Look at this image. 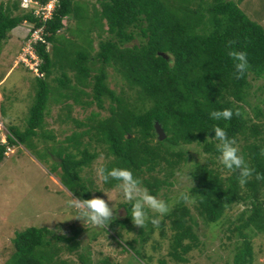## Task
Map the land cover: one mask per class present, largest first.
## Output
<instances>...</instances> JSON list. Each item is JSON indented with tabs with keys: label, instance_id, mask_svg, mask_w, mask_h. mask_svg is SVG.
I'll return each mask as SVG.
<instances>
[{
	"label": "trees",
	"instance_id": "16d2710c",
	"mask_svg": "<svg viewBox=\"0 0 264 264\" xmlns=\"http://www.w3.org/2000/svg\"><path fill=\"white\" fill-rule=\"evenodd\" d=\"M19 1L7 4L0 1V44L20 23H29L32 28L42 25V41L31 44L38 60L36 70L41 76H34L37 89L28 108L24 130L6 131V142L0 143V160L6 146L37 135L45 108L51 103L48 97L54 96L55 89L49 88L45 77L51 66H56L61 72L55 82L65 94L54 97L52 103L64 98L66 103L62 107L65 112L70 111L73 105L81 104L80 95H87L81 89L87 85L91 86L89 94L98 108H103L102 103L107 100L106 116L99 118L96 113L88 116L90 138L110 157L104 166L131 170L150 194L155 195L161 186L171 183L169 179L175 173H180L189 158L187 146L199 147L204 157L201 162H194V170L188 172L194 179L193 186L187 188L193 208L207 223L217 220L232 204L242 203L243 208L227 223L226 238L231 234L239 238L231 258L233 264H249L251 237L264 232V180L253 178L241 186L238 172L224 168L219 162L212 129L216 125L224 128L230 138L236 139L248 163L264 175V155H261L264 98L261 107L256 104L250 107L256 121H250L245 110L250 79L264 75V19L262 24L249 18L233 0H96L99 9L91 8L95 15L94 27L101 30L102 24L105 25L108 37L98 41L92 56H89L91 37L87 48L68 55L65 41L56 45V35L60 29L66 30V19L73 20L74 29L80 28L82 11L85 9L87 13L85 4L55 0L49 18L41 21L31 10L21 9ZM36 1L43 4L47 0ZM92 27L89 26V32ZM228 41H234L233 49L247 54L250 69L242 79L234 76L233 61L227 54ZM47 43L51 45V54L45 49ZM157 52L166 53V57ZM95 60L99 66L90 75V65ZM106 66L120 76L118 91L107 86ZM65 69L70 71V78ZM260 87L264 91V84ZM224 108L234 113L239 110L240 115L234 114L227 121L210 119L212 110ZM154 121L165 134L161 140L155 139ZM82 133L85 131L68 136L73 152L68 149L63 155H56L59 161L56 165L60 167V184L73 195L87 199V194L81 192L85 186L78 171L96 153L81 146ZM40 137L44 134L40 133ZM117 183L112 180L103 184L111 187ZM121 206L124 211L121 220L127 222L131 219V205L122 203ZM164 217L168 218L172 231L167 254L185 260L184 253L196 245L197 239L192 230L193 217L179 195ZM116 223L118 220L114 219L112 227ZM147 224L146 230L138 228L141 241L152 231V226ZM76 234L77 231L73 233ZM73 239L62 234L51 235L46 226L26 227L12 237L13 250L4 264H70L60 258V253L75 250V241L65 246L57 242ZM82 256L77 252L78 260L72 264H85L86 257Z\"/></svg>",
	"mask_w": 264,
	"mask_h": 264
},
{
	"label": "rangeland",
	"instance_id": "374dc122",
	"mask_svg": "<svg viewBox=\"0 0 264 264\" xmlns=\"http://www.w3.org/2000/svg\"><path fill=\"white\" fill-rule=\"evenodd\" d=\"M0 1L7 4L18 0ZM76 1L85 4L88 15L84 9L81 24H78L80 28L76 29H74L73 20L64 19L66 30L62 28L58 31L56 45L60 46V42L65 41V52L71 55L83 47L87 48L88 37H91L89 56H92L97 49L98 41L108 37V34L105 32V25L102 24L101 30L94 27L95 15L91 8L98 10V2L96 0ZM233 1L249 18L263 24L264 0ZM31 6L37 9L35 4ZM30 26L31 24L23 22L17 26L16 30H11L13 32L9 31L10 34L17 36L11 35V39L7 42L8 52L1 49L0 79L8 68L10 71L0 82V139H3L9 128L24 130L29 116L28 108L34 100L33 96L37 89L34 76H41V73L34 74L32 70H28L18 59L22 57V50L26 48L25 44L30 39V32H28ZM89 26H93L90 32ZM133 42L136 41L133 40ZM45 49L48 54H51L49 43L46 44ZM13 60H16V64L13 63L15 65L11 66ZM93 62L90 65V75L96 73L99 66V62L96 60ZM60 72L56 66H51L49 75L45 77L49 88L54 87L55 91L53 90L54 96L48 94V102L51 103L45 108L41 127L36 129L37 135L26 138L22 143H16L12 152H7L0 160V264H4L12 253L11 239L14 234L29 226H46L51 231V235L62 234L67 238L74 237L70 242H57L65 246L68 243L72 245L75 241V250L71 252L64 250L65 252L60 253V258L67 260L70 264L72 261L77 262V252L82 253L83 258L86 257L85 264H233L231 258L239 238L232 234L226 238L228 235L226 226L228 221L233 220L243 208L242 203L232 204L217 220L205 223L193 208L194 202L191 199L188 202L184 201L194 220L192 230L197 243L184 253L185 260L182 261L167 254L168 238L172 231L169 229L168 218L164 217L165 214L161 216L149 212L151 219L147 225L152 226V231L145 241L140 240L141 236L138 234L140 227L134 225L131 219L127 222L121 220L124 216L121 204L124 202L119 195L117 184L106 187L96 176V168L100 164L105 165L110 157L105 156L100 145H96L90 138L92 130L88 132L91 124L88 116L90 113H96V117L99 118L106 116L108 114L107 100L103 101V108H98L89 94L91 86H81L87 95H80L81 104L73 105L70 111L65 112V107H62L66 103L64 98L52 103L54 97L65 94L55 82ZM105 72L107 86L118 91L121 87L118 73L110 66L105 67ZM65 73L69 78L71 77L70 71L65 69ZM89 81L91 82V78ZM70 84H73V79H70ZM262 84H264V75L250 79L248 106H245V110L252 122L257 119L252 117L250 107L255 104L262 106L261 99L264 98V91L262 87L258 88ZM78 87L80 88L79 85ZM82 101L89 103L85 104ZM83 131L85 133L80 136L81 146H87L89 151L95 152L96 155L89 164L80 167L78 171L80 181L85 186L81 192L87 194L88 198H91L93 194L100 196L109 203L110 207L116 208L115 220H118V223L114 225L115 227H112L111 222L102 228L71 218L76 213L68 206V201L71 199L70 191L59 182L60 167L56 165L59 162L56 155H63L68 149L73 152L70 150L68 136L71 133ZM40 133H43L44 137H40ZM185 149L188 151L189 158L180 169L183 178L177 175L178 171L169 179L171 183L161 186L154 195L165 200L170 209L178 201V195L181 192L188 193L187 188L194 183L192 178L191 184L188 172L191 169L194 170V162H201L204 157L198 146L189 145ZM108 198L111 201H108ZM160 220L162 222L158 223ZM142 229L146 230L148 227L144 226ZM75 231L77 234L73 235ZM251 252L249 264H264V232L251 237Z\"/></svg>",
	"mask_w": 264,
	"mask_h": 264
},
{
	"label": "clouds",
	"instance_id": "9594fccd",
	"mask_svg": "<svg viewBox=\"0 0 264 264\" xmlns=\"http://www.w3.org/2000/svg\"><path fill=\"white\" fill-rule=\"evenodd\" d=\"M233 43L234 41L227 42L226 47L229 48L227 54L233 61L235 78L242 79L248 73L250 64L245 52L235 50L231 47ZM234 114L239 116V110H236L234 113L232 109L224 108L222 110H212L209 113V117L215 121H227L230 120ZM212 130L214 131V138L216 140L215 148L219 153V162L224 168L238 172V179L241 186H244L253 178L256 180H264V175L257 172L245 159L235 138H230L225 129L218 125L214 126ZM11 149L13 150V146H11ZM261 155H264V149L261 150ZM177 175L183 178V174L177 173ZM96 176L102 183H108L112 180L118 182L116 187L119 190V195L122 197L124 203L131 205L130 217L133 224L138 227L143 228L151 219L149 217V212L162 216L171 210L169 204L165 200L150 194L148 189L142 186L140 179L135 177L131 170L127 168L113 167L109 169L103 164H100L96 168ZM190 180L192 184L191 176ZM179 199L188 202L190 201V196L187 192H181L179 194ZM108 201L111 200L108 198ZM68 206L74 209L76 213L71 218L86 221L95 227L105 228L116 218V208L110 207L105 199L95 194H93L91 198L82 199L71 193Z\"/></svg>",
	"mask_w": 264,
	"mask_h": 264
},
{
	"label": "built area",
	"instance_id": "2783aa9c",
	"mask_svg": "<svg viewBox=\"0 0 264 264\" xmlns=\"http://www.w3.org/2000/svg\"><path fill=\"white\" fill-rule=\"evenodd\" d=\"M55 0H47L45 3L40 4L36 0H20L19 7L23 10H31L30 12L36 16L39 17L41 21H44L45 19L49 18L50 13L52 11V8L54 6ZM31 4L37 5V9L32 8ZM42 25L38 27H31L28 29L30 39L26 42L25 47L22 51V57L18 58L20 62H22L28 69L32 70L34 74H38L36 70L37 65V57L35 53L32 50L31 44L35 43L36 41H42ZM40 74V73H39ZM4 135V133H3ZM4 138L6 139L5 135L3 139H0V143H4ZM12 151L11 146H6L4 154L7 152Z\"/></svg>",
	"mask_w": 264,
	"mask_h": 264
},
{
	"label": "water",
	"instance_id": "95a60500",
	"mask_svg": "<svg viewBox=\"0 0 264 264\" xmlns=\"http://www.w3.org/2000/svg\"><path fill=\"white\" fill-rule=\"evenodd\" d=\"M157 54L160 55V56L166 57V54L163 53V52H157ZM152 127H153V132H154V135H155V139L156 140L163 139L165 134H164L161 126L157 122L154 121L153 124H152Z\"/></svg>",
	"mask_w": 264,
	"mask_h": 264
},
{
	"label": "crops",
	"instance_id": "0c3cea01",
	"mask_svg": "<svg viewBox=\"0 0 264 264\" xmlns=\"http://www.w3.org/2000/svg\"><path fill=\"white\" fill-rule=\"evenodd\" d=\"M16 29H17V27L13 28L12 30H16ZM11 32H13V31H11ZM11 35H12V34H10V32H9V35H8L5 39L2 40V42H1V44H0V54L2 53V52H1V49H4L6 52H8V51L6 50V46H7V42L11 39ZM12 36L15 37V36H17V35L14 34V35H12ZM9 53H10V52H9ZM15 61H16V60H13L11 66H13V65L16 64ZM13 63H15V64H13ZM9 71H10V68L7 69V71L4 73L3 77H4ZM3 77L0 79V82H1V80L3 79ZM0 85H1V84H0Z\"/></svg>",
	"mask_w": 264,
	"mask_h": 264
}]
</instances>
